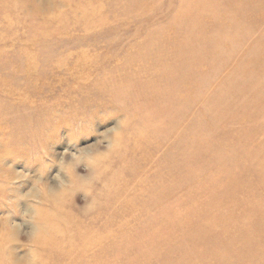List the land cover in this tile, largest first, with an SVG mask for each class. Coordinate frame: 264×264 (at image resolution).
<instances>
[{"label": "rangeland", "instance_id": "obj_1", "mask_svg": "<svg viewBox=\"0 0 264 264\" xmlns=\"http://www.w3.org/2000/svg\"><path fill=\"white\" fill-rule=\"evenodd\" d=\"M29 247L264 264V0H0V248Z\"/></svg>", "mask_w": 264, "mask_h": 264}, {"label": "clouds", "instance_id": "obj_2", "mask_svg": "<svg viewBox=\"0 0 264 264\" xmlns=\"http://www.w3.org/2000/svg\"><path fill=\"white\" fill-rule=\"evenodd\" d=\"M66 183L67 182L64 179H62L59 175H57V186L51 189L52 194L55 195L58 190H62ZM45 191H47V189L41 188V192H45ZM82 193H83V197L88 195L85 192H82ZM33 199H35V197H33ZM26 222H30L33 225L32 229L30 231H27L28 233H30L31 238L38 239L41 233L35 227L34 222L32 221H26ZM12 223H15V222H12ZM21 232H25V231L21 230ZM20 257L24 258V264H39V261L41 259L39 251L34 247H29L28 252L25 255H21L18 257L17 256L8 257L4 254L2 248H0V264H16V260L19 259Z\"/></svg>", "mask_w": 264, "mask_h": 264}, {"label": "bare ground", "instance_id": "obj_3", "mask_svg": "<svg viewBox=\"0 0 264 264\" xmlns=\"http://www.w3.org/2000/svg\"><path fill=\"white\" fill-rule=\"evenodd\" d=\"M124 80V79H123ZM120 81V80H119ZM121 82V81H120ZM106 83V86L108 87L109 85L108 84H110V82H105ZM104 83V84H105ZM105 86V85H104ZM122 86H124V84H122ZM109 89V88H108ZM121 89H125L124 87H122ZM121 89H120V91H121ZM123 91V90H122ZM40 224H41V227H42V232H41V235H42V233L43 232H47V230H48V226H50L51 228H49V230H50V232H52L53 230V227L54 226H56L57 224H55V222L54 221H44V220H40ZM48 230V231H49ZM40 235V236H41ZM52 236V235H51ZM54 238V236H52L50 239H53ZM39 239H41V244H42V246H44V247H46V248H49V246H50V244H51V242L52 241H50V239H46V241H44V240H42V238H40L39 237ZM56 244H57V242H56Z\"/></svg>", "mask_w": 264, "mask_h": 264}]
</instances>
